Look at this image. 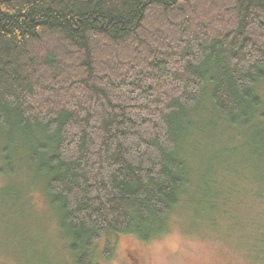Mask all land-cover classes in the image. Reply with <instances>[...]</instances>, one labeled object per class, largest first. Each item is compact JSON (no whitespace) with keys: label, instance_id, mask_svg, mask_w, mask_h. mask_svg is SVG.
<instances>
[{"label":"trees","instance_id":"obj_1","mask_svg":"<svg viewBox=\"0 0 264 264\" xmlns=\"http://www.w3.org/2000/svg\"><path fill=\"white\" fill-rule=\"evenodd\" d=\"M229 136H247L264 185V0H0V207L33 226L41 195L63 260L161 236L213 165L246 178ZM209 196L211 224L245 227L235 198Z\"/></svg>","mask_w":264,"mask_h":264},{"label":"rangeland","instance_id":"obj_2","mask_svg":"<svg viewBox=\"0 0 264 264\" xmlns=\"http://www.w3.org/2000/svg\"><path fill=\"white\" fill-rule=\"evenodd\" d=\"M224 140L230 147L238 149L237 153L242 151L241 155L247 156L244 167L237 163L236 169L246 178H225L220 163L219 167L211 166L213 181L208 184L209 190L206 191L202 183L198 184L193 180L188 190L191 198L188 201L189 206L182 204L180 210L174 212L164 234L148 243L141 242L131 234L116 236L113 238L115 251L112 259L109 261L101 259L97 264H264V260L258 258L249 246V243L254 242L256 234L258 236L264 232V202L261 201L264 197V185L259 186L250 178L253 175L259 179L255 171L259 163L254 158L253 149L246 146L247 136L236 140L229 136L224 137ZM189 154L195 171L197 168L200 169L199 164L204 167L199 155L193 151ZM209 164V161H206L205 167ZM2 186L0 184V189ZM226 187L230 188L228 194ZM207 195H210L209 197L229 195L235 198V201L240 203L243 215L240 222L245 223V227L231 234L211 224L213 217H216V221L218 215L215 214L219 212L217 209L221 206L215 203L216 209H213L209 203L200 200ZM26 201L27 199L24 202ZM33 202L38 215L35 219L39 220L33 226L28 225L25 215L20 217L9 209L0 207V264H44L43 256L59 264H70L69 258L63 260L62 253L65 252L62 245L58 247L59 252L55 248L56 233L51 222L42 221L43 217L40 215L45 205L41 195L36 194ZM197 212L206 214L204 220L197 217ZM222 234H227L226 239ZM243 243L245 245H242Z\"/></svg>","mask_w":264,"mask_h":264}]
</instances>
